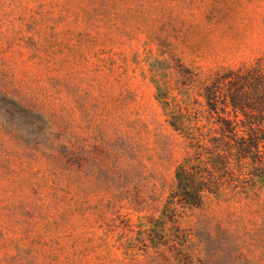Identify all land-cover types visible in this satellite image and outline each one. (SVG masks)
I'll list each match as a JSON object with an SVG mask.
<instances>
[{
  "label": "rangeland",
  "instance_id": "374dc122",
  "mask_svg": "<svg viewBox=\"0 0 264 264\" xmlns=\"http://www.w3.org/2000/svg\"><path fill=\"white\" fill-rule=\"evenodd\" d=\"M259 58L264 0H0V264H264L259 160L166 209L220 135L204 85Z\"/></svg>",
  "mask_w": 264,
  "mask_h": 264
},
{
  "label": "trees",
  "instance_id": "16d2710c",
  "mask_svg": "<svg viewBox=\"0 0 264 264\" xmlns=\"http://www.w3.org/2000/svg\"><path fill=\"white\" fill-rule=\"evenodd\" d=\"M202 93L209 110L218 115L216 122L220 135L210 138L213 147L201 143L199 136L202 133L194 135L190 132L188 136L196 139L197 159L206 152L209 156L202 161L181 164L176 170L166 209L172 214L170 221L177 232L180 231L177 219L181 212L178 206L202 208L211 196H219L227 184L235 193L240 192L238 184L245 182V176L241 177L242 173L237 174L230 168L232 156H236L237 162L251 157L254 162L264 163L260 159L264 155V58H259L252 66L216 74L210 83L204 85ZM181 123L172 122L176 129L182 127ZM196 130L200 132L201 127L197 126ZM219 140L225 143V148L218 144ZM147 235L155 247L167 245L171 238H165L156 230L148 231ZM159 235L162 241L156 242ZM147 239L141 238V241L146 244Z\"/></svg>",
  "mask_w": 264,
  "mask_h": 264
}]
</instances>
